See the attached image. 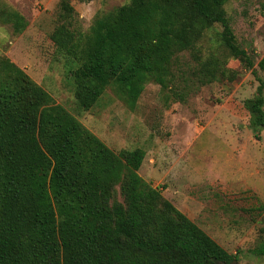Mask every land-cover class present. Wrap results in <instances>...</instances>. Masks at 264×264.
<instances>
[{
	"label": "trees",
	"instance_id": "16d2710c",
	"mask_svg": "<svg viewBox=\"0 0 264 264\" xmlns=\"http://www.w3.org/2000/svg\"><path fill=\"white\" fill-rule=\"evenodd\" d=\"M227 1L131 0L83 32L71 28L75 10L62 0L63 23L51 40L78 107L89 111L111 86L131 107L150 82L168 89L174 60L215 23L223 27V45L252 67L235 42ZM2 18L16 34L28 27L17 12L3 11ZM203 74L215 77L211 68ZM263 88L248 104L256 131L264 128ZM145 157L140 148L115 153L1 59L0 264H238V255L139 175ZM252 252L264 257V241Z\"/></svg>",
	"mask_w": 264,
	"mask_h": 264
},
{
	"label": "rangeland",
	"instance_id": "374dc122",
	"mask_svg": "<svg viewBox=\"0 0 264 264\" xmlns=\"http://www.w3.org/2000/svg\"><path fill=\"white\" fill-rule=\"evenodd\" d=\"M61 2L0 0V60L22 69L115 153L143 149L139 175L145 181L238 255V264H264L252 252L264 241V128H253L248 107L264 86V0H228L224 7L252 67L223 45V27L215 23L174 60L176 78L168 89L150 82L131 107L111 86L89 111L78 107L65 59L51 40L63 23ZM69 2L75 10L71 28L88 32L98 16L131 0ZM8 10L28 22L23 33L3 22ZM208 68L215 77L203 74Z\"/></svg>",
	"mask_w": 264,
	"mask_h": 264
},
{
	"label": "water",
	"instance_id": "95a60500",
	"mask_svg": "<svg viewBox=\"0 0 264 264\" xmlns=\"http://www.w3.org/2000/svg\"><path fill=\"white\" fill-rule=\"evenodd\" d=\"M236 263V261H234L232 264H235Z\"/></svg>",
	"mask_w": 264,
	"mask_h": 264
}]
</instances>
